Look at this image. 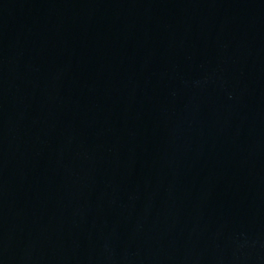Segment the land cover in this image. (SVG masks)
I'll use <instances>...</instances> for the list:
<instances>
[{
    "label": "water",
    "instance_id": "water-1",
    "mask_svg": "<svg viewBox=\"0 0 264 264\" xmlns=\"http://www.w3.org/2000/svg\"><path fill=\"white\" fill-rule=\"evenodd\" d=\"M0 264H264V0H0Z\"/></svg>",
    "mask_w": 264,
    "mask_h": 264
}]
</instances>
